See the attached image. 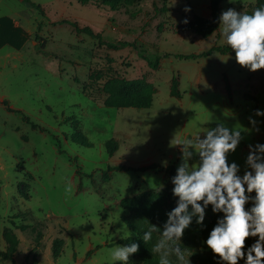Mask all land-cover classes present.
<instances>
[{"label": "rangeland", "instance_id": "374dc122", "mask_svg": "<svg viewBox=\"0 0 264 264\" xmlns=\"http://www.w3.org/2000/svg\"><path fill=\"white\" fill-rule=\"evenodd\" d=\"M30 1L40 10L0 0V18L29 35L20 48H0V250L16 264H123L112 251L135 236L126 222L155 226L160 239L171 194L177 206L166 171L183 163L177 142L203 140L221 124L238 130L227 162L241 177L250 171V146L264 145V115H256L264 112V69L241 67L235 54L178 58L227 45L222 13L246 14L256 0L220 2L216 28L211 0ZM141 55L158 59L156 68ZM122 81L131 85L119 88ZM172 82L179 97L171 95ZM143 90L149 108L106 106L122 101L113 93ZM188 151L189 165L198 164L196 149ZM150 164L163 170L136 171ZM141 194L146 204L121 207ZM216 215L209 205L202 226L196 217L198 228H186L177 242L189 264H223L206 244ZM257 239H246L245 253ZM54 241L61 242L56 258ZM139 262L129 256L128 264Z\"/></svg>", "mask_w": 264, "mask_h": 264}, {"label": "clouds", "instance_id": "9594fccd", "mask_svg": "<svg viewBox=\"0 0 264 264\" xmlns=\"http://www.w3.org/2000/svg\"><path fill=\"white\" fill-rule=\"evenodd\" d=\"M220 21L226 43L235 52L236 62L252 72L264 69V8H257L252 14L229 9L222 13ZM256 115H264V112L258 110ZM240 139L238 130L230 131L221 124L207 131L203 140L177 142L184 146L183 163L172 180L178 203L168 213L160 239L153 248L160 255V264H170L169 257L173 255L179 264H189L177 242L194 216L198 218V224L203 223L209 205L214 213H223V218L217 221L206 240L207 247L220 261L223 264H238L240 260H245V264H264V145L250 146L246 159L250 171L246 170L241 177L237 174L240 171L238 165L227 162L228 153L236 150ZM189 148L196 149L200 157L198 164L189 165L192 157ZM253 192L254 197L251 196ZM250 201L253 206L246 210ZM157 230L152 226L145 232L144 242L150 241ZM250 237L258 239L245 253L246 239ZM138 250L136 243L119 247L112 251V259L128 264L129 256Z\"/></svg>", "mask_w": 264, "mask_h": 264}, {"label": "trees", "instance_id": "16d2710c", "mask_svg": "<svg viewBox=\"0 0 264 264\" xmlns=\"http://www.w3.org/2000/svg\"><path fill=\"white\" fill-rule=\"evenodd\" d=\"M23 1L25 3H27L28 5L35 7L38 10H40V7L38 5L32 3L30 0H23ZM76 1L83 5V4H85L91 0H76ZM99 1L109 3V0H99ZM222 1H224V0H211L210 1L211 22L213 23V26L215 28L218 27V24H219V4ZM257 8H264V0H256L254 7L251 10L247 11L246 14H252L254 12V10ZM72 25L77 28L76 23H72ZM80 30L86 31L88 33H92L90 28H88V27H83ZM28 39H29V35L26 32L19 29L18 27H13V24L9 20H7L6 18H0V48L7 43H10L15 48H20ZM103 44H105L110 49H120L126 45L125 43L115 44V43H111V42H105ZM213 53H218L221 55L235 54V52L233 50H231L230 46L224 45V46H213L210 49H208L207 51L201 52L199 54L193 53V54H189V55H178V58L186 59V60L187 59H198V58L208 57ZM141 57L147 62L148 66L151 68H156V66L158 65V59L151 61L148 57H146L144 55H141ZM129 85H131L130 82H126V81L123 82L122 81L119 83L118 87L122 88V87H126ZM176 86H177L176 82H172V84H171V95L179 97L180 94L177 91ZM109 90L111 92H113L112 88H109ZM116 94H118L117 95L118 97L122 98V101H119V102H112V101L110 102L109 101V102H107L106 106H108V107L109 106H115L117 108L141 109V108H149L151 105V102H152L151 94L148 90H143V91L139 92L138 94H136L132 97H129L126 93H113L111 96H114ZM24 120L27 123L30 122L27 118H24ZM31 125L33 128H37V126L35 124H31ZM81 144H86V141L82 140ZM148 169H156L158 171L163 170V168L160 166L150 164L147 166L139 167L138 169H136V171H145ZM119 170H120V168L108 167V171H119ZM166 171L169 173L171 180H173V178L177 174L176 169L173 166H168L166 168ZM172 188L174 189L173 183H172ZM253 194H255V193L253 192ZM146 199H147L146 194H141L137 197H132L130 199L123 200L120 205L123 209L131 211L134 208H136V206H137L136 203L146 204L147 203ZM252 206H253L252 203L249 202L245 206L246 210L250 209ZM169 207H170V212L172 210H174V208L176 207L175 206V199L173 198L172 194L170 195ZM195 218L196 217L194 216L191 224L188 227L189 229L198 228L197 223L195 221ZM215 218L217 221L219 219H222L223 213H217ZM125 222H126V220H125ZM126 224L132 230V232L135 234V236L129 237V238L124 239V240H120V241H118V244H125L126 247L131 246V244H133V242L138 244L139 245L138 252L131 255L133 257L138 258V260L140 261L138 264H160V255L153 251L155 244L159 240V238L156 236V234L153 232L152 239L148 242H144L143 236H144L145 232H147L149 230L146 229L142 225V223H140V222H133V223H127L126 222ZM202 224H198V226L201 227ZM60 246H61L60 241H54L53 242V246H52L53 258H56L59 255ZM7 260L10 261L11 264H16L14 259L12 258V256L8 252L0 250V261H7ZM169 260H170V264H179V261H177V259L174 255L170 256ZM26 264H28V263H26ZM29 264H34V263H29Z\"/></svg>", "mask_w": 264, "mask_h": 264}]
</instances>
